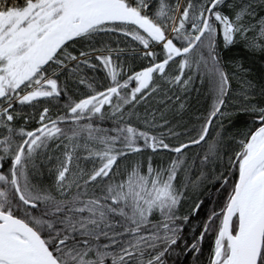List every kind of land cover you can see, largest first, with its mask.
<instances>
[{"label":"snow or ice","instance_id":"6c2138e0","mask_svg":"<svg viewBox=\"0 0 264 264\" xmlns=\"http://www.w3.org/2000/svg\"><path fill=\"white\" fill-rule=\"evenodd\" d=\"M238 45L264 57V0H0V264H264V83ZM197 80L194 134L133 123Z\"/></svg>","mask_w":264,"mask_h":264},{"label":"trees","instance_id":"16d2710c","mask_svg":"<svg viewBox=\"0 0 264 264\" xmlns=\"http://www.w3.org/2000/svg\"><path fill=\"white\" fill-rule=\"evenodd\" d=\"M224 55L226 60H228L229 58H235L239 63L243 64L244 68L250 69V71H248L247 73H241V75H246L249 79L253 80L257 87H259L261 83H264V80L261 79V77L264 76V57H262L259 52L250 53L245 50L242 45H238L234 46L230 51L225 50ZM136 63L138 65L132 63L131 61H126V67L138 69L142 62L137 60ZM134 65L136 67H133ZM229 68L231 70V65H229ZM100 76H102V73H100ZM101 83H103L102 80ZM231 87L233 89H238L240 87L236 79H232ZM177 94L180 95L181 100L185 103V109L180 114H177V112H175L172 115L164 116V118L169 120L171 122V125L175 126V131L180 132L181 138L183 139L185 130H188L190 134H194L191 133V130L193 128H199L201 121L205 118L208 111L210 110L212 97L209 92L208 86L206 84L202 85L199 80L195 82L194 86L189 92ZM169 95H172V93H169ZM154 98L156 97L146 98L145 101H141L139 104H137L136 112L139 114V120H136L135 118L133 119V123L137 127L146 128L144 120L146 118L151 119L153 114H155L157 121H159L160 117H158V112L156 111L159 106L162 105H156L153 101ZM55 112L56 109H53V114H55ZM240 119H243L242 115ZM34 123V121L30 122L29 127H31ZM104 126L110 127L111 121H106L104 123ZM150 130L157 134L165 131V129L162 128H155ZM165 138L166 142L168 143H176V140L173 137L166 135ZM196 151H198V149H196L195 147H191L189 149V155L194 154ZM160 159L167 160L168 154L165 153L162 156L158 155L154 157V160L156 161H159ZM183 210L184 209H182V211ZM204 246L205 249H207V241L205 242Z\"/></svg>","mask_w":264,"mask_h":264},{"label":"rangeland","instance_id":"374dc122","mask_svg":"<svg viewBox=\"0 0 264 264\" xmlns=\"http://www.w3.org/2000/svg\"><path fill=\"white\" fill-rule=\"evenodd\" d=\"M171 96V95H170ZM153 101L155 102V104H161L162 106H159V108L157 109L156 112H158V117L161 116V114H163V116H168V115H172L176 112V101L173 98L171 101H166L164 99H162V97H156L153 99ZM167 104V107H165V105Z\"/></svg>","mask_w":264,"mask_h":264},{"label":"bare ground","instance_id":"6f19581e","mask_svg":"<svg viewBox=\"0 0 264 264\" xmlns=\"http://www.w3.org/2000/svg\"><path fill=\"white\" fill-rule=\"evenodd\" d=\"M126 54V53H125ZM136 65H138L136 62H135ZM133 67H136L135 65Z\"/></svg>","mask_w":264,"mask_h":264},{"label":"flooded vegetation","instance_id":"af4514ba","mask_svg":"<svg viewBox=\"0 0 264 264\" xmlns=\"http://www.w3.org/2000/svg\"><path fill=\"white\" fill-rule=\"evenodd\" d=\"M125 55H127V52H126V54Z\"/></svg>","mask_w":264,"mask_h":264}]
</instances>
